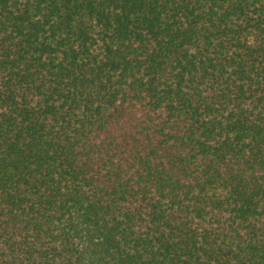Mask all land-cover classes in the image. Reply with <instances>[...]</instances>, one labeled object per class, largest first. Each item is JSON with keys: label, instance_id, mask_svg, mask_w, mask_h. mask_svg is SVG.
Instances as JSON below:
<instances>
[{"label": "trees", "instance_id": "1", "mask_svg": "<svg viewBox=\"0 0 264 264\" xmlns=\"http://www.w3.org/2000/svg\"><path fill=\"white\" fill-rule=\"evenodd\" d=\"M0 264H264V0H0Z\"/></svg>", "mask_w": 264, "mask_h": 264}]
</instances>
